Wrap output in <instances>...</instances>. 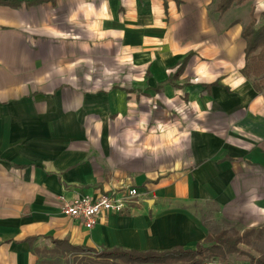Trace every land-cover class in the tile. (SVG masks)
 I'll return each instance as SVG.
<instances>
[{"label": "crops", "instance_id": "crops-1", "mask_svg": "<svg viewBox=\"0 0 264 264\" xmlns=\"http://www.w3.org/2000/svg\"><path fill=\"white\" fill-rule=\"evenodd\" d=\"M218 2L0 0V264L195 250L199 212L264 215V91L242 73L250 1ZM127 187L139 196L91 229L61 212Z\"/></svg>", "mask_w": 264, "mask_h": 264}, {"label": "trees", "instance_id": "trees-1", "mask_svg": "<svg viewBox=\"0 0 264 264\" xmlns=\"http://www.w3.org/2000/svg\"><path fill=\"white\" fill-rule=\"evenodd\" d=\"M245 0H220L217 10L227 11L233 3L240 4ZM242 36L246 42L245 65L242 69L246 77L254 80L255 89L264 91V22L258 28L251 21L243 28ZM257 52V53H256ZM264 237V224L245 228L239 231L235 228L224 229L215 235H207L204 243L198 244L195 250L175 247L163 251H137L122 248L104 249L94 252L93 257L82 256L73 258L75 264H167L168 262L181 264H204L208 258L225 260L229 255L241 254L249 258L250 264H264V252L254 256L244 251L240 245H251ZM73 250L92 253L86 247H72ZM65 254H60V257ZM54 263V262H53ZM51 263V264H53Z\"/></svg>", "mask_w": 264, "mask_h": 264}, {"label": "rangeland", "instance_id": "rangeland-1", "mask_svg": "<svg viewBox=\"0 0 264 264\" xmlns=\"http://www.w3.org/2000/svg\"><path fill=\"white\" fill-rule=\"evenodd\" d=\"M245 1H250L246 4L245 11H244V13H246V16H247L248 24L251 21H254V27L258 28L264 22V13L257 14V19H255L253 17V15H254L253 13L255 11L254 10V4H255L254 0H245ZM245 1H243L240 4L233 3L231 6L241 5V4L243 5V3ZM219 2H220V0H219ZM219 2H218V4H219ZM252 2H254V4H252ZM116 56L117 55L115 54V57ZM103 59H104V62L108 64L107 67L112 66V69H114V71L110 70V72L117 73L118 69L116 68V66H117L118 62L116 63V61L115 62L112 61L111 57L103 58ZM100 60H102V59H100ZM124 71H127V70L125 69ZM249 214L251 217H249ZM199 215H200L201 219L207 224L208 230H209V235H215L221 230L231 229V228H235V229L242 232V230L247 228L246 225L249 223L250 218L254 219L255 226H259V225L264 224V215H260V214L256 215L254 213H248L247 217L245 216V217L241 218V220H236V221L229 220V219L223 220L222 218L220 220L215 221L213 219H209L210 216H207L208 215L207 212L206 213L205 212L204 213L199 212ZM249 228H251V227H249ZM240 247L244 251H246V252H248L254 256H259L261 252H264V237L259 241H254L253 244H251L249 246L242 244V245H240ZM74 252L75 253L71 254V256H69V257L55 259L53 261L54 262L53 264H75V261L73 259V255H76V254H92L89 252H81V251H79V252L74 251ZM211 259L219 260L221 263H226V264H250L249 258L246 255H241V254L229 255L225 260L218 258V257L208 258L207 260H211ZM207 260H206V262H207ZM39 264H44V263L40 262ZM167 264H181V263L168 262Z\"/></svg>", "mask_w": 264, "mask_h": 264}, {"label": "built area", "instance_id": "built-area-1", "mask_svg": "<svg viewBox=\"0 0 264 264\" xmlns=\"http://www.w3.org/2000/svg\"><path fill=\"white\" fill-rule=\"evenodd\" d=\"M136 188H125L120 195L115 192L100 194L96 198L90 196L76 197L70 202L63 204L61 212L64 216L80 221L84 227L91 229L97 224L102 213H121L126 203L138 197ZM204 264H226L219 260L211 259Z\"/></svg>", "mask_w": 264, "mask_h": 264}]
</instances>
